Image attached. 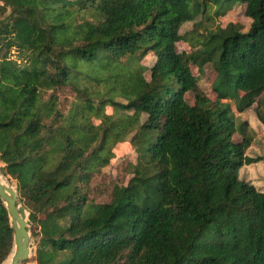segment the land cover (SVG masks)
Here are the masks:
<instances>
[{
  "label": "trees",
  "instance_id": "16d2710c",
  "mask_svg": "<svg viewBox=\"0 0 264 264\" xmlns=\"http://www.w3.org/2000/svg\"><path fill=\"white\" fill-rule=\"evenodd\" d=\"M0 1V173L17 172L28 230L40 236L37 264H264V192L238 175L262 156L245 153L247 121L237 125L230 103L219 106L221 97L238 111L254 101L264 126V0ZM238 3L251 19L245 31L229 22L198 33L196 50H177L188 39L185 22L209 18L212 8L224 16ZM13 45L25 63L9 57ZM149 53L147 79L140 60ZM191 64L215 71L214 100ZM63 88L81 92L87 108L101 93V105L132 110V122L145 115L133 136L140 163L106 201L89 191L105 161L88 152L97 132L77 110L64 115ZM12 233L0 200V263Z\"/></svg>",
  "mask_w": 264,
  "mask_h": 264
},
{
  "label": "rangeland",
  "instance_id": "374dc122",
  "mask_svg": "<svg viewBox=\"0 0 264 264\" xmlns=\"http://www.w3.org/2000/svg\"><path fill=\"white\" fill-rule=\"evenodd\" d=\"M0 4H2L1 1ZM206 16L209 18H201V16L198 15L195 20L187 21L181 26L180 32L183 34L187 32L186 36L188 39L176 43L178 51L190 53L196 50L199 47V41L201 40V37L197 34L207 29L215 30L218 26L223 27L229 22H235L242 24L243 31H245L251 22V19L244 14V5L240 3L235 5L224 16H214L213 8L207 10ZM86 17L90 18L89 16ZM193 28L195 31L190 32ZM9 57L16 60L18 63H25L24 59L19 56L17 46L13 45L10 47ZM140 62L145 66L143 75L148 79L150 77V68L155 62V55L149 53L144 56ZM122 63H127V60H123ZM130 65L133 67L132 63H130ZM126 69L127 66L125 67V70ZM191 70L194 75L200 76V88L207 90L209 98L214 100L216 94L212 89L211 83L215 78V71L209 64L203 66L200 74L193 64H191ZM82 84H87L90 90H93L92 86H95L94 83H85L83 82V79H80L79 85L82 86ZM101 86L102 85L95 87L99 88V90H103V87ZM81 94V92H74L70 88H63L56 91L58 103L61 104L60 108L64 115H67L73 110H77V117L82 124H86L85 126L88 133L91 134L95 131L97 132V137L88 152L101 155L105 161L104 163L100 162L94 167L89 182V191L90 197L94 202H102L110 198L112 188L115 184L123 185L127 183V181L133 176L134 167L140 163L138 158V142L133 136L134 134H137L139 125L143 121L145 115L139 114L135 118L136 121L132 122L134 119L132 110L114 106L110 103L101 105L99 103L100 98L104 99V96H106L101 93L94 94L92 108H87V104L82 101ZM117 94L118 93H114L112 100L125 104L126 99ZM106 97L108 98V95ZM184 100L187 106H191L194 102L193 92L187 91L184 95ZM226 103H230V113L233 115L237 125L243 120L247 121L246 131L251 136V142L245 153L250 157L262 156L257 162L244 163L241 165L238 170L239 178L251 183L258 190L264 192V126L255 115L254 109L256 104L252 101L247 109L244 111H238L236 110L234 103L227 97H221L219 106L225 105ZM103 136L105 139H103ZM233 138L239 140V133L234 134ZM98 148L100 149L97 150ZM16 173V170H11L7 172V177L3 176L1 173L0 176L5 182H8V184L15 188ZM20 204L25 208L27 215H29L28 208L21 202ZM43 214V212L39 211L38 217H42ZM30 225L31 224L28 222V228ZM39 237L37 231L34 234L30 232V253L28 258L23 261L22 264H37L34 258Z\"/></svg>",
  "mask_w": 264,
  "mask_h": 264
},
{
  "label": "water",
  "instance_id": "95a60500",
  "mask_svg": "<svg viewBox=\"0 0 264 264\" xmlns=\"http://www.w3.org/2000/svg\"><path fill=\"white\" fill-rule=\"evenodd\" d=\"M0 200L3 203L12 229V249L0 264H22L30 253V232L28 215L18 202L16 189L0 177Z\"/></svg>",
  "mask_w": 264,
  "mask_h": 264
},
{
  "label": "bare ground",
  "instance_id": "6f19581e",
  "mask_svg": "<svg viewBox=\"0 0 264 264\" xmlns=\"http://www.w3.org/2000/svg\"><path fill=\"white\" fill-rule=\"evenodd\" d=\"M1 177V176H0ZM2 179V178H1ZM3 180V179H2ZM4 181V180H3ZM8 183V182H7Z\"/></svg>",
  "mask_w": 264,
  "mask_h": 264
}]
</instances>
